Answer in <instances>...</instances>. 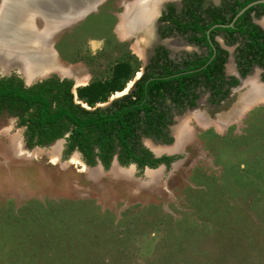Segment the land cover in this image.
Returning <instances> with one entry per match:
<instances>
[{
	"label": "rangeland",
	"instance_id": "obj_1",
	"mask_svg": "<svg viewBox=\"0 0 264 264\" xmlns=\"http://www.w3.org/2000/svg\"><path fill=\"white\" fill-rule=\"evenodd\" d=\"M92 18L84 23L87 35L76 33L80 23L73 22L67 36L61 31L51 40L56 49L64 38L78 46L79 56L73 48L69 53L78 79L86 73L85 58L99 65L100 54L88 49L89 41L101 37L91 33ZM105 36L109 48L113 42ZM16 69L0 73L19 76ZM50 74L30 82L21 75L31 85ZM260 104L219 135L211 129L202 134L199 122H192V148L169 169L139 171L130 165L93 173L75 153L61 158V144L28 146L25 127L5 111L0 118V264H264ZM54 155L58 158L52 160Z\"/></svg>",
	"mask_w": 264,
	"mask_h": 264
},
{
	"label": "flooded vegetation",
	"instance_id": "obj_2",
	"mask_svg": "<svg viewBox=\"0 0 264 264\" xmlns=\"http://www.w3.org/2000/svg\"><path fill=\"white\" fill-rule=\"evenodd\" d=\"M140 2H144L142 4L146 6L140 13L142 18L139 12H134ZM88 5H92L93 9L73 24L80 23L76 33L81 31L86 34L84 23L93 17L90 20L93 22L90 25L91 33L95 31L102 38L89 41L88 49L91 55L100 54L99 65L92 66L85 58L83 65L86 73L78 79L76 72L69 66L72 56L69 53L73 48L72 54L79 56L80 50H76L78 46L74 49V44L65 42V38L64 44L61 42L58 49L55 43L51 45L55 34L62 31V37H65L71 31L68 28L73 25L72 18L65 20L63 27L53 32L52 27L62 20L58 18L46 21L39 17L40 13H36L33 16L37 18L32 19L31 24L34 23L37 30L41 24L42 27L45 25V21L52 24L49 31L40 38L47 41L55 57L59 51L61 60L57 59L56 62L64 71H50L54 74L37 81L49 77L71 81L74 101L79 103L76 100L78 87L95 80H112L115 72L127 70V77L124 75L121 78L122 89L111 92L108 96L112 97L111 100L108 101L107 98L106 101L97 102L95 106H109L123 97L134 101L141 90L144 91L141 104L151 101V105L157 106L158 112L164 113L161 137L155 138L154 135L138 132L141 146L148 149L153 157H169L170 160L168 163L161 162L154 168L145 166L142 170L169 169L183 158V154L192 148L190 139L195 137L192 122H199L202 134L210 129L221 134L230 123L240 121L248 110L251 111L264 102V96L247 98L252 96L248 92L253 88L264 90V0H92ZM41 6L47 7L44 3ZM105 22H108V27ZM105 35L113 42H110L109 48V39ZM60 45L63 46L62 51ZM11 67L17 68L14 65L5 71ZM3 70L0 68V72H5ZM16 72L28 86L27 83L31 80L26 82L18 68ZM0 75L9 76L12 73ZM157 91L159 95H156ZM98 103L104 104L97 105ZM225 106L227 109H221ZM2 114L7 112L2 111L0 118ZM203 126L207 128L203 129ZM217 126L221 131L216 130ZM177 127L184 130L180 140L175 132ZM65 137L66 135L44 146H35L52 147L61 144V158H64ZM72 153L77 154L90 171L100 167L107 171H120L130 165L140 171L136 163L120 164L117 149L107 169L100 160L93 166L87 165L76 149ZM71 154L66 158L69 159Z\"/></svg>",
	"mask_w": 264,
	"mask_h": 264
},
{
	"label": "trees",
	"instance_id": "obj_3",
	"mask_svg": "<svg viewBox=\"0 0 264 264\" xmlns=\"http://www.w3.org/2000/svg\"><path fill=\"white\" fill-rule=\"evenodd\" d=\"M127 73L120 70L112 80H95L78 87V100L90 109L74 101L69 80L49 77L27 86L15 74L0 75V113L7 111L18 117V125L25 127L28 146H44L66 135L64 158L76 149L90 166L100 160L107 169L116 149L120 164L136 163L140 171L145 166L168 163L169 157L155 158L141 146L138 131L157 138L164 125V113L158 112L156 105L151 101L141 104L144 91L140 90L134 101L123 97L109 106H95L106 101L111 92L122 89L121 78Z\"/></svg>",
	"mask_w": 264,
	"mask_h": 264
},
{
	"label": "bare ground",
	"instance_id": "obj_4",
	"mask_svg": "<svg viewBox=\"0 0 264 264\" xmlns=\"http://www.w3.org/2000/svg\"><path fill=\"white\" fill-rule=\"evenodd\" d=\"M23 1L24 0H2L1 2L0 67L5 70L10 66L16 65L27 81L34 76L44 75L50 71H59L64 73L63 69L56 62V57L52 53L53 50L51 52V48L48 47L47 41H42L40 36L43 35V32L45 33L47 30L49 31L51 28L50 26H52L51 23L46 22L48 19L54 21L59 18L62 20L52 27L53 32L58 29L59 26L65 22V20H67V15L65 16L63 12L65 7H79L81 3H83L82 6L84 7L92 0H65L66 5L64 0H37L44 2L47 6L44 8H42L41 5L40 7H35L32 4H22ZM47 2L49 4H46ZM75 2H77L75 5H71ZM142 3L144 2L137 4L134 12L142 14L144 7H146ZM13 4H17L18 6H14ZM36 13H40L38 14L39 17L46 20L44 27L45 30L39 31L36 26H34V23L31 24L33 15H36ZM141 14L139 16H141ZM140 18H142V16ZM250 92L252 93L250 94L252 96L248 95V99H251V97L257 98L264 96V90H260V88H253L248 93ZM183 131V128L182 130L180 127L175 128V132L179 140L183 138ZM57 158V155H54L51 159L55 160Z\"/></svg>",
	"mask_w": 264,
	"mask_h": 264
},
{
	"label": "water",
	"instance_id": "obj_5",
	"mask_svg": "<svg viewBox=\"0 0 264 264\" xmlns=\"http://www.w3.org/2000/svg\"><path fill=\"white\" fill-rule=\"evenodd\" d=\"M31 0H27V1H23L22 4H27L28 2H30ZM60 1V0H58ZM63 1V0H62ZM73 1V0H72ZM79 1V0H78ZM33 2V0H32ZM65 3V0H64ZM77 2H75L74 4L71 5H75ZM66 4V3H65ZM14 6H18L17 4H13ZM93 9L92 5H87V6H80L79 7H70L68 6L67 8L65 7L64 15H67V19L72 18V23L73 22H77L81 17H83L85 14H87L89 11H91ZM35 18H37V16H33V20H35ZM59 27H63V24H61Z\"/></svg>",
	"mask_w": 264,
	"mask_h": 264
}]
</instances>
